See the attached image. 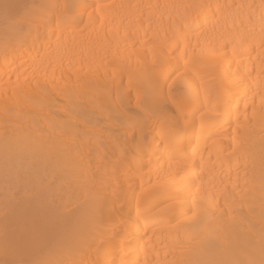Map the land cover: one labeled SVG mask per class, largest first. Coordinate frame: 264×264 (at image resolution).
<instances>
[{"label": "bare ground", "instance_id": "bare-ground-1", "mask_svg": "<svg viewBox=\"0 0 264 264\" xmlns=\"http://www.w3.org/2000/svg\"><path fill=\"white\" fill-rule=\"evenodd\" d=\"M0 264H264V0H0Z\"/></svg>", "mask_w": 264, "mask_h": 264}]
</instances>
